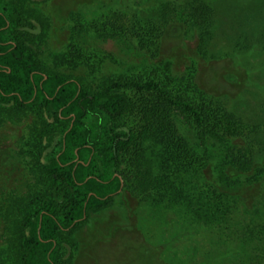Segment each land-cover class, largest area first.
Masks as SVG:
<instances>
[{"label":"trees","instance_id":"trees-1","mask_svg":"<svg viewBox=\"0 0 264 264\" xmlns=\"http://www.w3.org/2000/svg\"><path fill=\"white\" fill-rule=\"evenodd\" d=\"M171 6L167 1L156 11L165 22L160 27L137 16L140 46L167 31ZM190 10L194 23L212 14L201 0ZM37 32L22 0H0V108L34 111L40 129L37 181L0 195V264H66L65 233L109 206L131 181L155 211H173L186 225L240 244L245 264H264V200L249 208L264 183V159L244 121L204 92L175 89L169 63L94 89L46 71L32 45ZM102 34L117 38L111 30ZM133 115L137 122L127 123ZM126 157L131 164L123 170Z\"/></svg>","mask_w":264,"mask_h":264},{"label":"rangeland","instance_id":"rangeland-1","mask_svg":"<svg viewBox=\"0 0 264 264\" xmlns=\"http://www.w3.org/2000/svg\"><path fill=\"white\" fill-rule=\"evenodd\" d=\"M167 1L173 5L166 14L167 31L153 32L155 43L140 46L134 33L137 16L140 23L160 27L165 22L156 11ZM201 1L212 14L198 23L190 10L196 0H22V4L38 28L32 45L46 71L79 77L94 89L120 75L139 79L148 67L169 63L175 89L204 92L236 114L256 139L258 157L264 159V0ZM172 26L179 28L177 33L171 32ZM106 30L117 38L105 41ZM126 92L136 96L134 90ZM137 120L133 115L127 123ZM38 122L30 109L0 108V195L37 181ZM127 159L123 170L130 167ZM134 188L131 181L109 206L65 233L66 264H245L247 251L240 244L221 242L199 226L186 225L173 211H155ZM250 198L249 208L260 205L264 183ZM2 231L0 219V236Z\"/></svg>","mask_w":264,"mask_h":264}]
</instances>
